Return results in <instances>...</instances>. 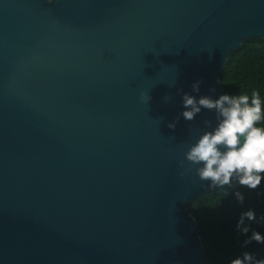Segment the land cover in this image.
I'll list each match as a JSON object with an SVG mask.
<instances>
[{"label": "water", "instance_id": "1", "mask_svg": "<svg viewBox=\"0 0 264 264\" xmlns=\"http://www.w3.org/2000/svg\"><path fill=\"white\" fill-rule=\"evenodd\" d=\"M250 39L264 0H0V264H207L188 206L240 184L180 175L182 96Z\"/></svg>", "mask_w": 264, "mask_h": 264}, {"label": "clouds", "instance_id": "2", "mask_svg": "<svg viewBox=\"0 0 264 264\" xmlns=\"http://www.w3.org/2000/svg\"><path fill=\"white\" fill-rule=\"evenodd\" d=\"M203 80L193 83V91L199 92ZM182 91V90H180ZM211 91H215L212 88ZM141 99L150 100L147 93H141ZM167 99V98H166ZM182 117L192 121L202 109L214 111L216 124L211 120L204 124L211 129L202 133L195 143L190 144L179 161L181 176L186 171H195L200 181H210L211 187L231 186L238 180L242 186L257 188L264 174V127L257 124L264 119V105L259 91H253L251 98L246 94H221L218 99L212 96H200L198 99L189 93H183ZM180 116L168 127L175 128ZM187 162V164H186ZM243 202V195L236 193ZM245 218L255 220V212L249 210L241 215L237 224L238 230L248 233L249 226L244 225ZM256 241L264 243V235L252 231L244 244ZM231 264H264V259H257L254 254L245 252L242 257L231 261Z\"/></svg>", "mask_w": 264, "mask_h": 264}, {"label": "trees", "instance_id": "3", "mask_svg": "<svg viewBox=\"0 0 264 264\" xmlns=\"http://www.w3.org/2000/svg\"><path fill=\"white\" fill-rule=\"evenodd\" d=\"M222 88L234 95L246 94L251 98L253 91H259L264 105V39H250L232 52L220 77ZM264 127V119L257 124ZM260 185L251 189L239 185L229 194H211L204 200H195L188 206L197 221L198 233L206 253L207 264H231L245 252L264 259V243L252 241L244 244L252 231L264 235V174ZM243 195V202L236 193ZM249 210L256 219L245 218L248 233L237 228L241 215Z\"/></svg>", "mask_w": 264, "mask_h": 264}]
</instances>
